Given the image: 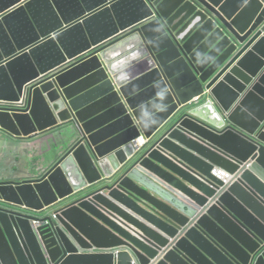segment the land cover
<instances>
[{"label":"water","instance_id":"95a60500","mask_svg":"<svg viewBox=\"0 0 264 264\" xmlns=\"http://www.w3.org/2000/svg\"><path fill=\"white\" fill-rule=\"evenodd\" d=\"M0 131V264H264V0H0Z\"/></svg>","mask_w":264,"mask_h":264},{"label":"crops","instance_id":"0c3cea01","mask_svg":"<svg viewBox=\"0 0 264 264\" xmlns=\"http://www.w3.org/2000/svg\"><path fill=\"white\" fill-rule=\"evenodd\" d=\"M139 142V146L142 144ZM52 137L44 136L35 139L11 138L0 131V168L6 170L10 177L36 175L48 167L56 158L51 152ZM219 174L226 172L218 169Z\"/></svg>","mask_w":264,"mask_h":264},{"label":"built area","instance_id":"2783aa9c","mask_svg":"<svg viewBox=\"0 0 264 264\" xmlns=\"http://www.w3.org/2000/svg\"><path fill=\"white\" fill-rule=\"evenodd\" d=\"M143 140H144V137H143ZM215 175H217L219 178H221L225 182V184H229V181L231 179V175L228 174L227 172H221V174L215 172ZM53 217L57 218V215L54 214Z\"/></svg>","mask_w":264,"mask_h":264},{"label":"bare ground","instance_id":"6f19581e","mask_svg":"<svg viewBox=\"0 0 264 264\" xmlns=\"http://www.w3.org/2000/svg\"><path fill=\"white\" fill-rule=\"evenodd\" d=\"M141 140L143 142H142L141 146H139V142H141ZM146 142H147V140L145 138L143 140V136H140V137L136 138L134 141H132V143L138 148L143 147L146 144Z\"/></svg>","mask_w":264,"mask_h":264}]
</instances>
